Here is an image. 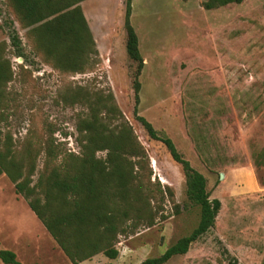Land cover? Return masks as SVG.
<instances>
[{
    "label": "rangeland",
    "instance_id": "374dc122",
    "mask_svg": "<svg viewBox=\"0 0 264 264\" xmlns=\"http://www.w3.org/2000/svg\"><path fill=\"white\" fill-rule=\"evenodd\" d=\"M205 1L131 0L129 20L143 59L137 114L173 142L205 178L210 199L221 205L214 227L185 255L165 264H261L264 0H242L210 11L203 8ZM82 3L97 56L88 53L82 72L72 73L47 62L34 34L22 29L7 1L0 0V44L11 71L2 88L0 138H10L17 158H26L29 147L38 151L34 184L49 137L62 149L79 153L75 127L86 110L74 98L78 88L103 94L110 90L145 153L139 173L149 184L152 225L141 221L119 236L116 259L100 254L79 264H140L188 236L197 226L199 210L186 198L181 167L160 142L148 138L134 116L136 64L125 51V0ZM2 250L13 252L21 264H71L4 174Z\"/></svg>",
    "mask_w": 264,
    "mask_h": 264
},
{
    "label": "trees",
    "instance_id": "16d2710c",
    "mask_svg": "<svg viewBox=\"0 0 264 264\" xmlns=\"http://www.w3.org/2000/svg\"><path fill=\"white\" fill-rule=\"evenodd\" d=\"M22 29H30L38 51L52 67L81 73L85 58L97 56L90 30L80 4L86 0H6ZM242 0H206V11ZM131 0H125V51L136 64L132 78L134 116L150 140L160 142L173 162L181 167L187 200L199 210L197 226L177 240L164 253L140 264H165L175 256L185 255L192 243L214 227L220 202L210 199L205 178L177 152L173 142L159 134L137 114L143 59L138 38L130 24ZM12 44L17 46L14 36ZM5 45L0 44V113L4 107L2 88L10 81L9 63L3 58ZM74 98L85 108L76 122L74 154L54 144L49 137L43 149V163L36 182L38 151L26 149V158L15 156L10 138H0V174L14 184L35 217L43 225L71 264H79L102 255L109 260L118 256L117 238L127 234L137 223L152 225L149 184L142 181L140 161L145 153L129 124L115 104L112 92L89 93L78 88ZM105 156L99 158L98 153ZM149 180V178L147 177ZM2 264H21L11 251H0ZM236 264V263H232ZM261 264H264V258Z\"/></svg>",
    "mask_w": 264,
    "mask_h": 264
},
{
    "label": "crops",
    "instance_id": "0c3cea01",
    "mask_svg": "<svg viewBox=\"0 0 264 264\" xmlns=\"http://www.w3.org/2000/svg\"><path fill=\"white\" fill-rule=\"evenodd\" d=\"M83 4V3H82ZM81 5V4H80Z\"/></svg>",
    "mask_w": 264,
    "mask_h": 264
}]
</instances>
